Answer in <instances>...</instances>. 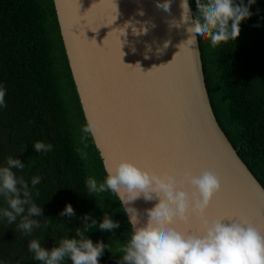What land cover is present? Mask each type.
Masks as SVG:
<instances>
[{
  "label": "water",
  "instance_id": "95a60500",
  "mask_svg": "<svg viewBox=\"0 0 264 264\" xmlns=\"http://www.w3.org/2000/svg\"><path fill=\"white\" fill-rule=\"evenodd\" d=\"M157 2L163 0H52L84 120L100 128L91 139L103 169L125 159L193 176L211 171L221 188L208 218L238 219L264 234V189L215 120L199 47L180 45L185 26L170 27L180 0H171L170 12ZM154 203L141 198L131 206L143 214ZM175 227L197 233L200 224Z\"/></svg>",
  "mask_w": 264,
  "mask_h": 264
},
{
  "label": "trees",
  "instance_id": "16d2710c",
  "mask_svg": "<svg viewBox=\"0 0 264 264\" xmlns=\"http://www.w3.org/2000/svg\"><path fill=\"white\" fill-rule=\"evenodd\" d=\"M189 5L195 11L194 0ZM249 11L252 15L240 24L235 41L213 48L202 37L198 47L215 120L264 189V0H255ZM0 85L6 89L7 105L0 108V131L6 148L25 165L18 176L29 184L31 177H42L36 186L39 196L33 191L42 215L32 218L40 228L31 239L50 250L62 237H75L83 215L91 214L99 223L108 212L120 227L111 232L93 229L87 236L108 245L99 264H117L121 253L110 245L127 241L129 224L114 194L87 191L86 178L102 182L105 171L91 136L81 143L85 120L52 0H0ZM36 141L52 144L53 150L36 152ZM77 149L87 151V158ZM66 204L75 212L71 218L60 216ZM104 232L111 233L110 244ZM17 264L41 262L25 246Z\"/></svg>",
  "mask_w": 264,
  "mask_h": 264
},
{
  "label": "clouds",
  "instance_id": "9594fccd",
  "mask_svg": "<svg viewBox=\"0 0 264 264\" xmlns=\"http://www.w3.org/2000/svg\"><path fill=\"white\" fill-rule=\"evenodd\" d=\"M194 3L195 11L190 8L189 0H180L179 20L170 21V27L185 26L188 38L180 45L193 51L202 37L207 38L213 48L235 41L240 34V24L252 15L249 9L255 0H247V4L244 0H194ZM170 4L171 0H163L155 6L170 12ZM5 95L6 89L0 85V108L7 107ZM81 132V143H84L89 136L95 138L100 128L97 122L86 118ZM33 148L40 154L49 153L53 145L36 141ZM77 151L82 158H87L86 152ZM24 168L25 165L11 155L0 164V199L5 205L0 207V220L15 224L24 235L31 236L34 229L40 228L39 220L32 219L42 215L33 191L39 196L36 186L42 177H31L29 184L17 175V171ZM85 185L89 195L105 192L116 195L128 216L129 238L119 249L121 255L117 264H264V234L238 219H209L206 215L210 201L221 188L219 177L211 171L204 170L198 176L186 172L176 180L120 159L105 165L102 182L87 177ZM141 198L146 202L155 201L143 214L131 206ZM74 215L70 204L60 213L69 218ZM80 219L81 227L75 228V237H62L50 250L45 249L39 239L29 240L27 249L32 258L41 264H99L108 245L102 241L93 243L87 233L97 228L111 232L120 224L108 212L99 223L91 214ZM194 219L200 224L197 233L179 231L175 227Z\"/></svg>",
  "mask_w": 264,
  "mask_h": 264
},
{
  "label": "rangeland",
  "instance_id": "374dc122",
  "mask_svg": "<svg viewBox=\"0 0 264 264\" xmlns=\"http://www.w3.org/2000/svg\"><path fill=\"white\" fill-rule=\"evenodd\" d=\"M85 152L88 155V152ZM9 155L18 159L13 150L9 151L6 148L4 137L0 131V164H3L4 158ZM13 171L16 170L14 169ZM17 175H19L18 171ZM3 206H5L3 200L0 199V207ZM18 222L19 220L17 223ZM35 230L36 229L33 230L31 236H26L16 228L15 224L9 225L6 220H0V264H17L23 255L25 246L27 247L28 241L31 240ZM104 234L106 236V240L110 244L111 233L104 232ZM110 246L113 247V249L119 250V247H122V243L113 242Z\"/></svg>",
  "mask_w": 264,
  "mask_h": 264
},
{
  "label": "snow or ice",
  "instance_id": "6c2138e0",
  "mask_svg": "<svg viewBox=\"0 0 264 264\" xmlns=\"http://www.w3.org/2000/svg\"><path fill=\"white\" fill-rule=\"evenodd\" d=\"M147 169L151 171H155L159 174L166 175L176 180H179L187 172V170L181 171L180 169L175 168V167H165V168H158V169L147 168Z\"/></svg>",
  "mask_w": 264,
  "mask_h": 264
}]
</instances>
